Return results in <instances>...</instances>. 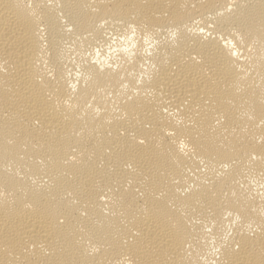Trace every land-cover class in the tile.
Listing matches in <instances>:
<instances>
[{"label": "bare ground", "instance_id": "6f19581e", "mask_svg": "<svg viewBox=\"0 0 264 264\" xmlns=\"http://www.w3.org/2000/svg\"><path fill=\"white\" fill-rule=\"evenodd\" d=\"M0 264H264V0H0Z\"/></svg>", "mask_w": 264, "mask_h": 264}]
</instances>
